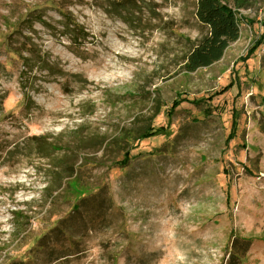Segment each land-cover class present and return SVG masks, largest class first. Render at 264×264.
<instances>
[{
  "label": "rangeland",
  "instance_id": "obj_1",
  "mask_svg": "<svg viewBox=\"0 0 264 264\" xmlns=\"http://www.w3.org/2000/svg\"><path fill=\"white\" fill-rule=\"evenodd\" d=\"M119 2L0 0V264H264V0L194 72L197 0Z\"/></svg>",
  "mask_w": 264,
  "mask_h": 264
},
{
  "label": "trees",
  "instance_id": "obj_2",
  "mask_svg": "<svg viewBox=\"0 0 264 264\" xmlns=\"http://www.w3.org/2000/svg\"><path fill=\"white\" fill-rule=\"evenodd\" d=\"M137 1H139L140 4H138ZM124 2V4H120V2L113 4V9L115 13L120 16L125 22L129 23L132 26L134 25L133 27H136L134 23L137 20H139L140 22L142 21L141 17L138 16L139 12L141 13L144 8H149L150 3L148 2V0H124ZM238 4L240 7L242 6V4ZM123 12H125L127 15L124 16ZM237 14L238 13L235 11V9L233 10V8L228 5L226 0H197L196 16L199 22L208 28V33L188 55L186 64V68L188 71L194 72L200 68H206L218 62L223 58L224 53L230 46V44L239 40L241 32L240 21ZM42 22L45 23V21ZM62 23L67 29H69V31H73L72 29H70V25L75 24L73 18L70 19L69 22ZM71 34L73 35L74 41H78L79 39L85 37V35L76 34L74 32H71ZM256 49V47L250 49V51L248 52L249 55L253 54ZM18 53L20 52L18 51ZM38 53L39 51L35 52L37 56H39ZM21 55L22 54L20 53V56ZM39 60L45 63L40 65V68H45L48 70L51 69V67L47 65V63L41 57L39 58ZM149 134L151 133L148 129L143 133H140L138 137H132V135L130 134V136L128 135L126 139L131 138L133 139V141H140L145 137L147 138ZM30 141L36 142L38 146L36 151L37 153L42 154V156H47L54 150L53 145L46 142L45 138L42 136H33ZM30 148L32 149L30 151H33L34 148ZM129 151L130 150H128L125 154V157L123 159L124 163H127L128 160H130L128 158L130 156ZM59 166L60 165L58 164L53 165L55 169L59 168ZM48 187V189H51L54 192L58 191L61 188L52 185Z\"/></svg>",
  "mask_w": 264,
  "mask_h": 264
}]
</instances>
